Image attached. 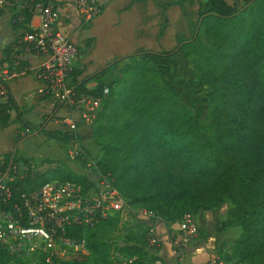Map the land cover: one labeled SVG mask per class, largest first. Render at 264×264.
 Listing matches in <instances>:
<instances>
[{
  "label": "trees",
  "instance_id": "16d2710c",
  "mask_svg": "<svg viewBox=\"0 0 264 264\" xmlns=\"http://www.w3.org/2000/svg\"><path fill=\"white\" fill-rule=\"evenodd\" d=\"M158 1L134 0L132 4ZM30 2L23 0L11 9L15 31L31 32L30 8L20 7L32 6ZM187 2L197 8L198 22L192 39L179 34L174 40L175 50H145L124 57L127 64L122 70L124 82L120 88L118 82H107V76L116 74L121 63L118 61L93 77L73 81L77 98L91 96L102 100L92 133V139L103 152L95 166L96 175L108 178L132 209H146L159 219L174 214L195 216L200 211L219 209L229 199L233 208L227 214L224 228L242 230L233 254L238 264H261L264 262V0H178L164 5L157 41L170 26L168 11L172 7L182 10ZM4 11L0 7V15ZM22 39L23 35L14 48L4 51L7 59L0 62V67L14 60L23 66L22 53L16 52ZM180 55L192 64L200 86L211 91L210 123L214 139L199 117L181 101L177 87L182 82L176 80L172 71L176 69L174 58ZM80 76L76 67L71 79ZM93 81L97 84L90 88ZM14 111L11 99L8 106L0 107V128L18 123L13 118ZM79 114L74 108L55 104L47 124L19 122L18 131L38 132L37 136L68 144L81 135L59 122L74 119L79 127ZM10 157L5 155L6 165ZM81 165L87 167V160L83 159ZM53 182H72L85 192L97 185L95 176H79L59 168L44 174L29 173L25 180L16 183L15 189L34 192ZM106 222L89 230L70 229L67 237L81 241ZM140 246L132 245L128 258L137 257L133 264H146L138 255L145 251ZM12 258L15 257L0 247V264ZM52 264L81 263L53 259Z\"/></svg>",
  "mask_w": 264,
  "mask_h": 264
},
{
  "label": "built area",
  "instance_id": "2783aa9c",
  "mask_svg": "<svg viewBox=\"0 0 264 264\" xmlns=\"http://www.w3.org/2000/svg\"><path fill=\"white\" fill-rule=\"evenodd\" d=\"M21 9L30 8L34 18H39L37 27H30L31 32L23 34L16 52L22 56H42L45 58L35 70L36 79L43 84L41 91L50 96L51 101L59 106L66 105L80 112L79 124L88 126L94 123L95 115L101 110L102 100L91 96L76 97L69 81L79 62L80 50L59 26L63 6L72 8L85 25H89L103 13L101 0H31ZM16 5L12 0H0V7L11 10ZM31 26V25H30ZM20 61L5 63L0 67V107L9 105V82L25 73ZM108 95V90H105ZM61 125L78 131L74 119L59 122ZM35 132L18 131V143L26 140ZM91 168V164L87 165ZM95 167V166H94ZM96 170V168H94ZM21 169L15 153L8 164L0 157V247L11 257L20 259L45 257L46 264H52L53 254L49 250L56 244L68 250L86 252V239H69L70 229H94L102 222L129 214L144 220L158 219V216L146 209H132L129 201L119 193L108 178L100 177L92 191L72 182H53L41 189L21 192L15 189L21 181ZM17 194V196H15ZM181 237L196 238L198 226L195 217L184 215L179 224ZM147 241L152 246L158 245L154 232L150 230ZM123 264H133L137 257L124 258L117 255ZM159 264V263H158ZM209 264H223L213 258Z\"/></svg>",
  "mask_w": 264,
  "mask_h": 264
},
{
  "label": "rangeland",
  "instance_id": "374dc122",
  "mask_svg": "<svg viewBox=\"0 0 264 264\" xmlns=\"http://www.w3.org/2000/svg\"><path fill=\"white\" fill-rule=\"evenodd\" d=\"M113 3L116 7L117 16L114 15L113 18L112 14L108 16V13H106V15L108 16V21L112 23L111 28L114 29V34L109 38V41L111 40V50L109 51L115 52L114 55L118 56L117 53L122 54V52L127 50L131 52L132 48H134V50L137 48L135 53L145 50L156 52L160 50L171 51L177 48V44L174 41L177 35L180 34L185 39L189 40L195 35V27L198 22L196 17L197 8L190 2L186 4L184 10L175 8L168 13L171 27H168L165 35L159 41L155 38L156 34H151L150 32L148 33L142 30L140 24H145V21L142 22V18L139 16L140 12L137 13L136 11V16L135 13L132 15L129 14L127 15L128 17L123 20L121 9L128 7L131 4V0H114ZM161 4H163V2ZM103 6L105 8V5ZM141 8L143 14V9L145 7L141 5ZM128 11L131 10L129 9ZM103 21L106 22V18H104ZM121 23L124 25L121 26ZM90 27L92 28V25H90ZM87 28L88 27H86V29ZM128 55L129 54L125 53L121 55L118 60L116 59L111 62H121L116 74L114 76H107V82H118V88H120L124 82L122 70L127 62H125L126 60L123 58ZM174 61L176 63V69L172 68V71L176 74V80L182 82L177 87L180 91L182 103L194 116L199 117L200 122L206 127L209 136L214 139V130L210 123L212 111L210 104L211 91L207 87L200 86L192 64L190 61L186 60L183 55L177 56L174 58ZM97 115L98 113L95 116L97 117ZM89 127L90 128L83 131V135H81L80 138L68 144L48 140L45 136H37V134L31 135L20 143L15 139L11 146L13 147L12 151L15 150L14 153L17 158V164H19V168L21 169L23 176L21 181L25 180L29 173L44 174L49 170L59 168L68 170L67 164L78 161L76 163V174L79 176H89L91 178L95 176L96 182L99 183L100 177L96 175L94 166H97L103 152L92 139L94 123L89 124ZM75 150L76 152L74 153ZM83 159L87 160L88 164H91V168L81 167V161ZM232 208L233 204L231 201L225 199L223 206L219 209H214L209 212L200 211L194 216L198 226V236L193 239H183L181 237L180 240L182 241L177 244L175 239H177V236H181L179 224L181 223V217L183 215L174 214L170 217L160 218L159 220H144L134 217L133 214H129L124 218L107 221L95 230L89 232L86 236V252L68 250L56 244L54 248L49 250V256L53 254V258L58 261H78L81 264H123L117 255L128 258L132 253L131 249L133 248V243H136L145 247L143 254L138 255L141 261L146 264H154L157 260H160L159 262L162 264H183L182 259L190 258L194 248L200 247L208 243L210 239L215 238L216 241H212V247L208 251L210 257L207 259H197V261L192 264H198L202 262V260L206 262L205 264H209L213 258H217L223 264H238V260L234 256L232 249L236 241L240 238L242 230L240 227H233L231 229L224 228L227 214ZM207 215L209 216L207 217ZM150 230L154 232L158 240L157 246H152L146 240V234H148ZM229 231H231L229 237H225L228 238L227 240L224 236ZM168 233L174 234L175 239H172L171 236L167 237ZM167 239L171 241L170 246L167 245ZM170 250L175 254L173 257H171ZM188 251H190V253H188ZM204 254L203 252L201 255ZM173 258L175 260L174 262L172 261ZM1 264L46 263L45 257L37 256L25 259L15 257L9 261L4 260ZM261 264H264V262Z\"/></svg>",
  "mask_w": 264,
  "mask_h": 264
},
{
  "label": "crops",
  "instance_id": "0c3cea01",
  "mask_svg": "<svg viewBox=\"0 0 264 264\" xmlns=\"http://www.w3.org/2000/svg\"><path fill=\"white\" fill-rule=\"evenodd\" d=\"M16 7L20 5L23 0H15ZM18 1V2H17ZM103 5V15H101L98 19L94 20L90 25H85L81 18L77 15V13L69 7L63 6L61 9V19L59 26L63 32L69 37L71 43L78 47L80 50L79 62L77 64L78 69H80L81 76L77 77L75 80L73 78L69 81L70 86L73 87L74 82H78L79 80H84L85 78H90L95 76L96 74L104 71L108 64H110L113 60H118L121 55L125 53L130 54L131 52L137 51V48L132 51L129 50L117 53L109 51L111 50V40L109 38L112 34H114V29L112 27V23L108 21L109 14L117 16L116 7L114 6V0H101ZM134 0H131V4L122 10L123 20H125L127 15H132L135 13V16L138 12H140L142 22L145 21V24H140L143 31L150 32L151 34H156L155 38L157 40V36L161 31V21H160V12L161 8L164 5L171 4L172 2H176L178 0H159L157 3H147L141 2L138 4H132ZM163 2V4H161ZM187 2L186 4H188ZM184 5V7L186 6ZM143 5L145 8H142ZM136 6V7H134ZM21 7V6H20ZM156 7V8H155ZM184 7L182 10H184ZM131 11H128V10ZM171 8L168 12L172 11ZM140 10V11H139ZM128 11V12H127ZM137 11V13H136ZM108 13V16L106 15ZM12 13L11 10H5L2 15H0V62L5 61L7 56L4 54V51L7 48L15 47V44L19 40V38L24 34L22 29L19 31H15L12 25ZM106 15V16H105ZM104 18H106V22H104ZM140 20V19H139ZM141 22V20H140ZM39 24V18H34L31 22V26L29 27H37ZM124 25L121 23V26ZM86 27H88L86 29ZM123 46V45H122ZM82 47V48H80ZM23 70H26L25 73L18 75L16 78L12 79L8 84V94L10 99L12 100L16 111L13 112V118L17 120V124L11 125L8 128H0V157L5 158V155H12L14 151H12L13 147L12 142L16 139V133L18 132L19 122H24L28 124H32L34 126H40L41 124L48 123L52 118L51 115L55 108V104L47 99V97L41 93L44 86L40 83L35 77V70L42 65L45 58L42 56H24L23 57ZM120 60V59H119ZM11 63V62H5ZM4 63V64H5ZM105 67V68H103ZM98 70V71H97ZM97 84V81H93L92 84L89 85L90 88H94ZM20 120V121H18ZM46 120V121H45ZM88 126H79L78 132L80 135H83V131ZM35 134H39L35 132ZM76 150L74 151V153ZM60 156V155H57ZM72 162L71 164H67L68 169L76 173L77 163ZM81 167H83L81 165ZM84 168V167H83ZM211 214V213H210ZM209 215H207L208 217ZM151 227V226H150ZM231 231L225 234V237H229ZM167 237H172L175 239L174 234H167ZM227 235V236H226ZM181 236H177L175 239L176 244L181 242ZM228 240V238H225ZM169 241V242H168ZM212 241H216V239H210L208 243L203 244L200 247L194 248L192 250L190 258L182 259L183 264H192L197 259L205 258L207 259L209 256L208 251L212 247ZM171 241L167 239V245L170 246ZM142 247V246H140ZM203 252L205 253L204 255ZM171 257H173L174 252L170 250ZM190 253V251H188ZM201 255V256H200ZM212 257V256H211ZM175 261L174 258L172 260ZM160 262H157V264ZM206 262H199L198 264H205Z\"/></svg>",
  "mask_w": 264,
  "mask_h": 264
}]
</instances>
